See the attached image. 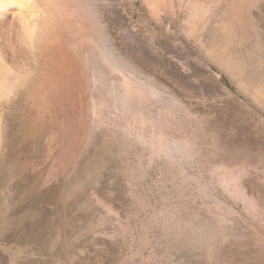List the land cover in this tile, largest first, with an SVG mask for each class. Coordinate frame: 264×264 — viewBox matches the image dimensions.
<instances>
[{
  "label": "rangeland",
  "instance_id": "obj_1",
  "mask_svg": "<svg viewBox=\"0 0 264 264\" xmlns=\"http://www.w3.org/2000/svg\"><path fill=\"white\" fill-rule=\"evenodd\" d=\"M39 2L33 48L0 16V264H264V0Z\"/></svg>",
  "mask_w": 264,
  "mask_h": 264
},
{
  "label": "bare ground",
  "instance_id": "obj_2",
  "mask_svg": "<svg viewBox=\"0 0 264 264\" xmlns=\"http://www.w3.org/2000/svg\"><path fill=\"white\" fill-rule=\"evenodd\" d=\"M61 4V3H60ZM40 5H41V3L39 2V0H0V16H4V17H10L14 22H16L17 24H24V23H26V21L29 19V15H30V12H31V10L34 8V9H36L37 10V12H40L41 13V15L38 17L39 19L37 20V22H36V24L35 25H33L32 26V24H31V26H26L25 27V32H24V41L26 42V45H29V47H32L33 48V46L34 45H36V44H39L40 42H41V39H43V37H44V35L48 32V30H49V27H50V25H49V23H48V19L47 18H45V17H43V13H42V11L40 10ZM66 6V8L65 9H67V11L70 13V14H72V15H75L76 16V14H77V8H74L73 6H71V5H65ZM70 6V7H69ZM58 7V6H57ZM78 8H79V5H78ZM80 9V8H79ZM80 10H83V8L82 9H80ZM79 10V11H80ZM61 11V10H60ZM66 11V10H65ZM89 11V10H88ZM82 11H80V13H81ZM92 13V12H91ZM89 14V13H88ZM58 15H59V13H58ZM62 15V14H61ZM65 15V14H64ZM77 15H79V14H77ZM91 15V14H90ZM67 16V15H66ZM75 16H73V17H75ZM81 18H80V17ZM78 17H79V22H80V20L82 19V21H83V23H84V20L83 19H85L86 17H84L83 18V16L80 14ZM85 16V15H84ZM77 16L75 17V18H78ZM87 19V18H86ZM88 20V19H87ZM87 20H85V21H87ZM90 20V19H89ZM75 21V20H74ZM82 21L80 22L81 24H82ZM93 21V20H92ZM90 22V21H89ZM79 23V24H80ZM92 23H94V25L96 24V23H102V22H100V20H99V17H94V22H92ZM92 23H91V25H92ZM56 25V24H55ZM62 25V24H61ZM78 25V24H77ZM88 25H89V23H88ZM101 25V24H100ZM63 26V25H62ZM59 27V26H58ZM90 28H91V31H94V26L92 27V26H89ZM18 28V27H17ZM96 28H98V26H96ZM95 28V29H96ZM70 30H71V28H70ZM100 31V30H99ZM57 32V31H56ZM59 33H60V30L58 31ZM95 32H97V30L95 31ZM72 33H74V32H72ZM90 33V32H89ZM92 33H94V32H92ZM62 34V33H61ZM94 34H96V33H94ZM52 35H56V34H54L53 32H52ZM58 36V35H57ZM56 36V37H57ZM62 36H63V34H62ZM98 36H94L93 37V39L91 40V41H93L92 42V44L94 45L93 47L94 48H92V49H94L95 50V48H96V50L98 51V56L99 57H101V59H103L102 61H105V63H106V65L108 66V68L110 69V71L111 72H116V73H118V74H120V72L123 74L125 71L124 70H126V69H124V66H122L113 56H115L116 57V54L114 55V54H110V52L112 51H110L109 53H107L108 51V49L105 51V49H102V47H100L101 45H98V43H97V41L99 40L98 38H97ZM101 37H102V35H101ZM61 38V37H60ZM103 38V37H102ZM65 39V38H64ZM67 40V39H66ZM61 41H63L62 39H61ZM99 42H100V40H99ZM44 43V42H43ZM67 43V42H66ZM25 44V43H24ZM100 44V43H99ZM108 44V43H107ZM109 45V44H108ZM37 46V45H36ZM110 46V45H109ZM36 48V47H35ZM41 49V48H40ZM72 49V48H71ZM91 49V50H92ZM34 50V49H33ZM45 50V49H44ZM94 50L93 51H91V53H90V55L88 54V57H86L88 60H92L91 62L92 63H86L88 66L89 65H91L92 64V66L91 67H93V68H91V69H93L92 70V72H90V74H89V77H90V79H89V81H90V84H91V86L93 87V88H95V87H97V85L99 86L100 85V81H101V79H102V82H105V76H104V74L103 73H100V72H96V70L98 69V67H97V59H96V61H95V58L96 57H93V54H92V52H94ZM95 50V51H96ZM30 51V50H29ZM97 51L95 52V53H97ZM46 52V51H45ZM112 53V52H111ZM113 53H114V51H113ZM92 54V55H91ZM38 55H39V53H38ZM85 55H87V54H85ZM41 56V55H40ZM95 56V55H94ZM86 61V60H85ZM85 64V65H86ZM105 66V65H104ZM90 67V66H89ZM101 70V69H100ZM107 70V69H106ZM89 71V70H88ZM127 72V71H126ZM129 72V71H128ZM127 72V73H128ZM110 73V72H109ZM112 74V73H111ZM111 74H110V76H111ZM121 74V75H122ZM128 74H130V76H122V81L121 82H119V84H118V82H117V88H118V95L117 94H115V95H117V96H115L114 95V93H112L114 96H115V100H116V102L117 103H119V105L121 106V108H122V111L123 112H125V113H130L131 111H136L138 114H140V116H143L144 118V120H147V121H149L150 122V124H152V122H153V117H157V118H160L158 121L159 122H161L160 120L163 118H161V117H159L160 115L159 114H161V112H162V110L160 111V109H158L157 110V108H156V106L157 105H155L156 104V102L158 101V100H156L155 99V97H154V100H156V102H151L152 100H150L151 99V94L149 93V91H147L148 89H146L148 86H147V84L145 83V85L147 86L146 88H144L143 86H142V84L143 83H140V81H139V79H138V81H136L134 78L136 77L135 75H133V76H135L134 78L131 76V72H129ZM127 74V75H128ZM107 75V74H106ZM112 75H116V74H112ZM124 75V74H123ZM118 76V75H117ZM107 77V76H106ZM112 77V76H111ZM88 78V77H87ZM110 78V77H109ZM137 78V77H136ZM116 79V78H115ZM107 80L108 81H110L108 78H107ZM119 80H120V78H119ZM101 82V83H102ZM142 82V81H141ZM111 83V82H110ZM115 84H116V82H114ZM113 83V84H114ZM106 84H107V82H106ZM113 84H111V86L113 85ZM114 86H116V85H114ZM150 87V86H149ZM103 88V87H102ZM115 88V87H114ZM111 90L113 89V88H110ZM150 90H152V88L150 87ZM114 91V90H113ZM112 91V92H113ZM152 92V91H151ZM153 93H156L155 92V90H154V92ZM150 95V96H149ZM152 95H155V94H152ZM113 96V97H114ZM155 96H157V93H156V95ZM104 97V96H103ZM153 99V98H152ZM158 99H160V98H158ZM153 100V101H154ZM102 102V101H101ZM106 102V101H105ZM93 103V102H92ZM114 105V104H113ZM116 105V104H115ZM160 105V104H159ZM162 106H160V108H161ZM107 109V108H106ZM133 113V112H132ZM94 114V113H93ZM137 114V115H138ZM163 116H164V114H162ZM161 115V116H162ZM138 117H139V115H138ZM170 117V116H169ZM140 118H142V117H140ZM142 119V120H143ZM164 119H165V117H164ZM164 119H162L163 121H164ZM168 119V118H167ZM135 120V119H134ZM154 121H156V120H154ZM157 121V122H158ZM142 122V125L144 124L143 123V121H141ZM140 122V123H141ZM148 122V123H149ZM166 122V121H165ZM146 124H147V122H145ZM126 124V123H125ZM155 123L153 122V125H154ZM166 124V123H165ZM122 125V124H121ZM128 125V124H127ZM120 126V125H119ZM145 126V125H144ZM143 126V127H144ZM148 126V124L146 125V127ZM137 127V126H136ZM142 128V127H141ZM140 128V129H141ZM148 128V127H147ZM155 129V127H152V129ZM161 128V127H160ZM126 129V128H125ZM124 129V130H125ZM131 129V128H130ZM144 130L146 129L145 127L143 128ZM151 129V128H150ZM151 131V130H150ZM161 131V130H160ZM139 132V131H138ZM142 132H143V130H142ZM146 132V131H145ZM158 132V131H157ZM147 133H148V131H147ZM144 134V133H143ZM139 135H140V133H139ZM144 137V136H143ZM167 138V137H166ZM147 139H149V138H147ZM146 139V140H147ZM158 140V139H157ZM163 142V141H162ZM157 143V142H156ZM164 143V142H163ZM174 144V143H173ZM175 145V144H174ZM173 146V145H172ZM170 148V147H169ZM180 148V147H179ZM192 236H194V237H196L197 238V236H196V234H191ZM198 235V237L200 236V233H198L197 234ZM201 237V236H200ZM195 238V239H196ZM199 239V238H198ZM201 239V238H200ZM199 241V240H198Z\"/></svg>",
  "mask_w": 264,
  "mask_h": 264
}]
</instances>
